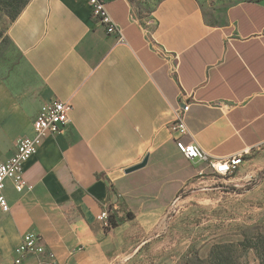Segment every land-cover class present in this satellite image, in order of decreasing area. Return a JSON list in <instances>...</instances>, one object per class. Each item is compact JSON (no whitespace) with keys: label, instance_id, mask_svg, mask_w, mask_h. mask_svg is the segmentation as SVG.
<instances>
[{"label":"crops","instance_id":"0c3cea01","mask_svg":"<svg viewBox=\"0 0 264 264\" xmlns=\"http://www.w3.org/2000/svg\"><path fill=\"white\" fill-rule=\"evenodd\" d=\"M105 1L121 42L86 0H30L6 28L20 63L0 78V163L32 135L43 104L71 111L23 164L25 189L5 183L0 264H14L26 232L57 264H167L165 210L199 173L170 130L181 101L190 104L183 143L216 158L264 145V2L231 5L211 26L196 0H159L145 18L130 0Z\"/></svg>","mask_w":264,"mask_h":264},{"label":"rangeland","instance_id":"374dc122","mask_svg":"<svg viewBox=\"0 0 264 264\" xmlns=\"http://www.w3.org/2000/svg\"><path fill=\"white\" fill-rule=\"evenodd\" d=\"M141 18L159 0H130ZM264 0H196L205 22L221 24L222 15L236 3ZM9 19L0 11V31L6 35ZM20 57L12 45L0 42V78L15 73ZM199 172L182 184L169 203L159 229L168 264H212L210 252L222 253L232 264H259L252 250H242V233L255 229L264 234V145L244 154L228 177L205 166L187 162ZM201 171V172H200ZM139 242L136 240L135 243ZM202 261V262H201Z\"/></svg>","mask_w":264,"mask_h":264},{"label":"built area","instance_id":"2783aa9c","mask_svg":"<svg viewBox=\"0 0 264 264\" xmlns=\"http://www.w3.org/2000/svg\"><path fill=\"white\" fill-rule=\"evenodd\" d=\"M91 17L100 23L108 35L115 36L119 42L123 40L121 29L113 22L106 9L105 0H86ZM157 54L160 49H155ZM190 104L181 101L174 109L170 130L175 135V146L179 154L191 163L204 165L215 175L228 177L242 163L244 154L216 158L204 152L195 142L183 143L181 138L188 134L185 118ZM71 105L68 102L51 100L43 104L32 121V135L20 138L15 143L11 157L0 163V208L8 210V203L3 195L6 181H11L17 192L25 189L23 180V164L32 157L42 141L51 135L63 131L69 124ZM103 216H105L103 214ZM14 264H57L54 254L46 247L40 235L26 232L22 235L14 250Z\"/></svg>","mask_w":264,"mask_h":264},{"label":"trees","instance_id":"16d2710c","mask_svg":"<svg viewBox=\"0 0 264 264\" xmlns=\"http://www.w3.org/2000/svg\"><path fill=\"white\" fill-rule=\"evenodd\" d=\"M30 0H0V11L13 22L22 9L28 4ZM0 42L6 45H12L7 35L0 31ZM131 216V213H127ZM108 223L111 227L117 226V220L109 216ZM242 239L238 246L242 250H252L259 264H264V234L256 231L255 229H247L242 233ZM202 262V261H201ZM210 262L212 264H232L229 257L223 256L222 253L213 254L210 252Z\"/></svg>","mask_w":264,"mask_h":264},{"label":"water","instance_id":"95a60500","mask_svg":"<svg viewBox=\"0 0 264 264\" xmlns=\"http://www.w3.org/2000/svg\"><path fill=\"white\" fill-rule=\"evenodd\" d=\"M147 161H148V156L146 155V156L144 157V159H143L139 164L134 165V166H132V167L126 169V170H125V174H129V173H131V172H134V171H136V170H139V169L143 168V167L147 164Z\"/></svg>","mask_w":264,"mask_h":264}]
</instances>
